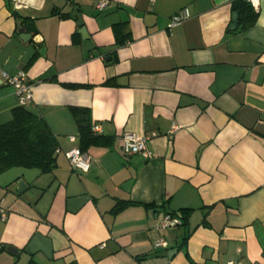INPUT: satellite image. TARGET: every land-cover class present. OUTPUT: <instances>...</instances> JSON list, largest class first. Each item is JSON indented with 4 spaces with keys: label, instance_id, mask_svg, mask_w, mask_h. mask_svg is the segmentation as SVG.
Listing matches in <instances>:
<instances>
[{
    "label": "crops",
    "instance_id": "crops-1",
    "mask_svg": "<svg viewBox=\"0 0 264 264\" xmlns=\"http://www.w3.org/2000/svg\"><path fill=\"white\" fill-rule=\"evenodd\" d=\"M98 1L0 0V125L20 107L2 73L23 71L24 108L58 143L52 173L0 174V264H264V0L232 31L241 0ZM74 108L101 139L87 173L64 156L79 149ZM124 135L152 159L124 156ZM120 202L134 205L112 214Z\"/></svg>",
    "mask_w": 264,
    "mask_h": 264
},
{
    "label": "trees",
    "instance_id": "trees-1",
    "mask_svg": "<svg viewBox=\"0 0 264 264\" xmlns=\"http://www.w3.org/2000/svg\"><path fill=\"white\" fill-rule=\"evenodd\" d=\"M232 12L237 13L243 29L253 25L256 20L253 7L246 1H236ZM123 28L121 25L114 26L115 38L119 44H122ZM71 112L79 129V150L84 154L91 146L100 144L101 139L91 131L89 110L74 108ZM57 149V140L46 122L24 107L16 108L12 111V119L0 125V174L13 168L50 174L56 168ZM130 205L134 204L120 202L111 213L118 214ZM187 216L184 211L182 225L185 224Z\"/></svg>",
    "mask_w": 264,
    "mask_h": 264
},
{
    "label": "built area",
    "instance_id": "built-area-1",
    "mask_svg": "<svg viewBox=\"0 0 264 264\" xmlns=\"http://www.w3.org/2000/svg\"><path fill=\"white\" fill-rule=\"evenodd\" d=\"M247 2L256 7L257 0H247ZM108 2L105 0H99L97 2L98 11H103L107 8ZM190 13L187 9L181 10L170 18L169 27H176L190 18ZM2 78L8 86L13 88L15 95L18 98L20 107H26L32 102V85L28 83L26 74L20 71L16 75H9L6 72L2 73ZM98 129H93V132H97ZM122 153L124 156L140 155L146 160H150L153 157V153L147 148L145 141L138 140L134 136L124 135ZM70 167L77 172L87 173L90 169V162L88 157L81 153L79 149H71L64 154ZM4 219V216L2 217ZM182 225V217L179 215L165 214L158 222V229L160 231H166L168 229H174ZM167 243L164 240H160L155 243L154 248H166ZM228 264H234L230 262Z\"/></svg>",
    "mask_w": 264,
    "mask_h": 264
},
{
    "label": "water",
    "instance_id": "water-1",
    "mask_svg": "<svg viewBox=\"0 0 264 264\" xmlns=\"http://www.w3.org/2000/svg\"><path fill=\"white\" fill-rule=\"evenodd\" d=\"M237 23H238V15H237V13H233V15H232V25L230 26V30L231 31L235 30L237 28ZM20 32H21L20 38L24 42H26V41H28L30 39V35L24 34L23 30H21ZM17 186H18V192L19 193L23 192V190L25 189V184L22 181L18 182ZM7 252L8 253H12V254H16L17 253L15 250L10 249V248L7 249Z\"/></svg>",
    "mask_w": 264,
    "mask_h": 264
}]
</instances>
